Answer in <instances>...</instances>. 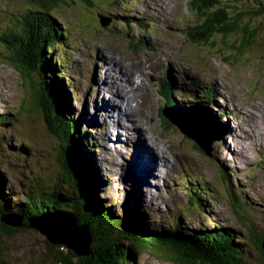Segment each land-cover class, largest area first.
<instances>
[{
    "label": "rangeland",
    "instance_id": "obj_1",
    "mask_svg": "<svg viewBox=\"0 0 264 264\" xmlns=\"http://www.w3.org/2000/svg\"><path fill=\"white\" fill-rule=\"evenodd\" d=\"M64 1L70 7H60L57 21L60 26L63 23L62 31L68 34L61 79L64 74L71 79L72 119L80 120V127L87 130L90 143L97 148L92 157L95 174L88 184L92 203L124 215L121 224L127 222L125 218L134 208L141 211L139 216L147 226L166 230L173 223L179 224L172 217L173 211L192 200L186 187L198 186L205 194L196 199L205 208L188 209L180 224L190 230L210 227L215 222L230 227L243 238L245 252L256 258L255 244H249L247 239H251L250 232L255 234L251 226L258 235H264V0H255L261 4L257 7L252 5L254 0H245L250 6L244 22L256 29L257 35L250 51L241 52L230 48L234 42L238 45L239 36L228 37L227 47L215 36L196 45L194 39L183 38L196 19L190 10L192 0H132L135 8L130 9L135 10L136 19L129 23L109 17L123 12L121 3L126 0H84L74 4ZM28 9L37 11L29 0H0V114L17 117L16 122L0 124V166L8 183L5 196L15 207L22 204L23 195L31 190L32 175H42L40 183L57 178L56 142L47 133L41 116L30 107V89L28 92L29 87L15 67L18 55H12L2 41L4 36V40L25 38ZM254 12L260 13L248 19ZM130 14L128 11L126 16ZM100 20L107 25L102 26ZM137 21L144 22L146 28H139ZM60 54L59 50L53 52L54 57ZM125 65L133 73L139 69L143 79L140 81ZM169 72L177 87L182 79L215 87L218 99L206 107L216 116L222 136L212 145L210 157L195 147L193 139L162 120L167 98L161 100L158 88ZM144 91L146 95L142 94ZM173 91L175 101L191 100L189 96L181 100L179 88ZM123 92H129L128 98L123 99ZM107 104L116 111L111 118L107 117ZM222 111L223 117H219L217 114ZM171 112L168 109V114ZM123 125L131 128L124 135L120 127ZM22 143L30 148L27 162L13 151ZM147 152L153 166L145 163ZM261 159L263 162L259 163ZM34 182L37 186V180ZM62 185L63 182L57 183L60 188ZM230 186L240 205L236 210L229 198ZM97 227L91 229L88 225L95 239L110 240L104 237V226ZM117 232L122 237L117 236L122 247L130 245V254L131 240L128 243V236ZM94 233L101 235L96 238ZM126 233L130 234L124 226ZM45 249L44 238L28 228L0 240L6 264H55L53 255L45 258ZM255 263L258 262L253 259L243 262ZM134 264L175 263L157 250H148L134 254Z\"/></svg>",
    "mask_w": 264,
    "mask_h": 264
},
{
    "label": "trees",
    "instance_id": "obj_2",
    "mask_svg": "<svg viewBox=\"0 0 264 264\" xmlns=\"http://www.w3.org/2000/svg\"><path fill=\"white\" fill-rule=\"evenodd\" d=\"M29 1L37 11L32 9L26 10L27 13L25 14L27 18L24 23L28 33L25 38L23 37L24 40L18 37H9V40H4V36L2 41L6 43L12 55H18L19 60H16L18 64L14 63L23 82H25L27 88L29 87L28 92L30 89L29 95L32 99V102L29 101L30 107L42 110L45 113V118L53 125L54 131L52 133L59 140L62 138L67 147L66 151H63L65 153L62 154L63 157L61 156L60 161L62 159L65 161V157L69 158L71 154L74 157V162L72 160L69 162L71 168L70 174L66 170V167L64 170L60 167L59 173L56 171L54 175L57 177L56 180L48 178L45 183H40L42 175H32V179H30L31 190L29 189L23 195L22 204L16 207L5 196L8 190V183L5 178L4 169L0 166V217L13 213L22 217L25 221L28 218L39 216L46 210L71 214V211L67 208L68 206L73 208L72 214H74L80 223L84 222L91 229L98 228L97 226H104V237L110 239L105 241L109 243L100 247L97 253L89 259L74 264H134L127 251L130 249V245L122 247L123 245L121 241L118 242L120 239L117 236L122 237L116 231L121 232L123 237L128 236V239L132 242L131 252H134L135 255L148 250L155 252L157 250L163 256H169V259L175 264H243L246 259H253L258 262L257 264H263L261 245L264 235H258L253 226L250 228L255 233V236H252L249 230L251 239L248 238L247 240L249 244H255L257 255L254 256L256 258H253L252 255L249 256L248 251L245 252L243 249V238L230 227H223V225L215 222L210 227L206 226L198 230H190L185 228L182 223L180 224L181 218L185 217L186 214L188 215V209L203 210L205 208L204 204H201V201H197L196 199L197 196L205 194V191L198 186H195V188L191 185L186 187L192 194V200L188 199L189 203H186L184 207H177L173 211L175 215H172V217L179 224L173 223L166 230H155L153 226H147L143 217L139 216L141 211L138 212L134 208L132 209L135 211L131 209V214L126 216L125 221L128 218L127 222L121 224L122 216L124 215L119 212L114 214L107 209L99 208L96 204H93L94 202L92 203L91 197L88 194V184L93 174H95L96 168L92 164V157L97 148L90 143L87 130L80 127V120L74 121L72 119L74 116H72V107L70 105L71 79L65 74V80L61 79L64 73L62 56H64V48H67V44L64 41L68 34L62 31L63 23L60 26L57 21H59V12L70 6L64 0ZM68 1L74 4L77 2L82 3L84 0ZM128 1L126 0L125 3H121V6L125 9L124 11L128 9ZM254 2L252 4L254 7L261 5L260 3L258 4V1L254 0ZM61 6H63V9L60 10ZM248 6L250 4H247L245 0H192L190 10L195 13L196 19L186 29L187 35L183 38L194 39L196 45V43H205L215 36L221 41L220 44L227 47L228 37L239 36L238 45L236 46V42H234L230 48L239 52L250 51L249 48L254 45L253 40L255 35H257V30L250 28L248 22H244L247 21L245 12L247 13ZM124 11L120 15L115 14L109 17L129 23V18ZM230 13L234 15L229 16ZM257 13L260 12L251 13L248 19L257 16ZM57 50L61 51L62 55L54 57L53 52ZM166 98L165 104L167 105L163 104V107L166 106V108L179 105L191 108L193 104L192 102L179 103L174 99H170L172 97L168 93ZM198 103L200 104V102ZM16 121L17 117L15 114H0V124ZM195 147L204 153L200 146L196 145ZM13 149L16 157H20L23 162L28 161L26 157L28 158L30 154V148L27 143L19 144V146ZM261 162H263V159L259 161V163ZM27 178L29 179L28 176ZM34 179L37 180V186ZM72 180L74 189L72 187ZM78 181L82 186L80 188L82 190H79L80 197L77 196L75 188L76 184H79ZM59 182H63L62 188L57 186ZM77 186L79 187V185ZM229 191V198L232 204H234L233 208L236 210L240 205L235 199V191L231 186ZM194 198L196 202H194ZM104 223H107L109 226L103 225ZM124 226L129 230L130 234H124ZM14 231L0 222V240L3 237H10ZM95 235L97 238L101 234L97 235L96 233ZM254 237L257 238L254 240ZM56 257L61 262L60 264H72L70 260L67 261L64 254L58 251L56 252ZM0 264H6L1 250Z\"/></svg>",
    "mask_w": 264,
    "mask_h": 264
},
{
    "label": "water",
    "instance_id": "obj_3",
    "mask_svg": "<svg viewBox=\"0 0 264 264\" xmlns=\"http://www.w3.org/2000/svg\"><path fill=\"white\" fill-rule=\"evenodd\" d=\"M100 24L102 26L107 25V23H105V20H100ZM168 109L169 108H165L161 111L163 116L162 120H164L166 123L168 122L169 125L172 124L180 132L193 139L208 157L212 156V145L215 142H219L221 140L222 128L219 125L216 116L211 112V110L202 106L200 107V105H194L191 108H181L183 109V112L178 110L179 107H174L172 109H169V111L172 112L168 114ZM33 110L34 113H38L41 116L45 124L47 133L56 142V146L58 148L56 153L58 155V157L56 158L58 159V161L56 162V171L59 173L60 167H62V170H64L66 167V170L70 174L71 168L69 162L70 160L74 162V157L70 154V159L65 157V161L63 159L60 161L62 154L65 153L63 151H66L67 149L65 143L63 142L62 138L59 140L56 135L52 133V131H54L53 125H51L49 120L45 118V113H43L42 110H37L36 108H34ZM175 110H178L179 112L176 113ZM195 129H197V132L205 133V136L199 137L197 134H190V131ZM74 173L72 174L75 175L76 173ZM78 183L79 184H76V186L79 185V187H76L75 185L74 186L77 191V196L80 197L79 190H82L80 189L82 186L79 181ZM94 204H96L98 207H101L95 202ZM67 208L71 211V214H66L61 211L46 210L39 216L28 218L24 221L22 217H19L18 215L13 213H8L0 217V222L6 227L15 230L12 235L23 228H28L36 231L44 238V244L46 246L45 258H49L50 255H53V261H55V264L61 263L56 257L57 251L64 254L67 261L70 260L72 264L80 263L82 260H87L92 255L96 254L97 250L100 247H102L104 244H107V241L104 240L100 242L95 239L93 232L92 234L91 232H89L88 225L84 222L80 223L76 219L74 214H72V211H74L73 208L68 206ZM127 240L130 241L129 239ZM261 247L263 251L264 264V239L262 241ZM130 259L132 262H134V252L130 253Z\"/></svg>",
    "mask_w": 264,
    "mask_h": 264
},
{
    "label": "bare ground",
    "instance_id": "obj_4",
    "mask_svg": "<svg viewBox=\"0 0 264 264\" xmlns=\"http://www.w3.org/2000/svg\"><path fill=\"white\" fill-rule=\"evenodd\" d=\"M108 65H109V63H108ZM117 67H118V64L116 65ZM126 66V69L127 70H130V72H132V70L127 66V65H125ZM133 73V72H132ZM133 74H136L137 75V77L140 79V81L143 79V73L139 70V69H136L135 70V72L133 73ZM181 86V85H180ZM138 87V86H137ZM135 88V90L138 92L139 91V89L138 88ZM130 93H131V91H130ZM142 94H144V92L142 93ZM128 96H129V92H123L122 93V97H124L123 99H125V98H128ZM108 97L109 96H107V99H108ZM106 99V100H107ZM203 99V98H202ZM108 101H110L109 99H108ZM108 103V102H107ZM96 104V103H95ZM120 104H122L124 107H125V103H120ZM121 105V106H122ZM202 105H203V107L204 108H207L206 106V103L205 102H202ZM121 106L119 105V108H121ZM105 107H106V111H107V117L109 118H111L112 116H111V113H113V115L114 114H116V111H115V109H114V107L112 108L110 105H105ZM172 108H174V107H170L169 109H172ZM175 108H177V106H175ZM179 108H183V107H179ZM186 108V107H185ZM187 108H189V107H187ZM223 112L224 111H222L220 114H217L219 117H221V115H222V117H223ZM129 116H130V114H129ZM228 116H231V114H229ZM129 122V121H128ZM123 130H124V133H123V135L124 134H126V133H128V131L129 130H131V128H130V126L129 125H123V126H120ZM196 132V133H195ZM119 134H120V137H121V135H122V133L121 132H119ZM190 134H197L199 137H203V136H205V133H200V132H197V129H195V130H191L190 131ZM116 137H119V135H118V133L116 134ZM155 146H156V144H155ZM137 156H139V157H142L141 155H135V157H137ZM145 163L147 164V166H149V165H151V166H153V164H154V162H153V160H152V158H151V156L149 155V153L147 152V154L145 155ZM146 166V167H147ZM142 176V175H141ZM136 196H134V198H135ZM136 200H138V199H135V201ZM137 204V203H136ZM141 204V203H140ZM140 210V209H139Z\"/></svg>",
    "mask_w": 264,
    "mask_h": 264
}]
</instances>
